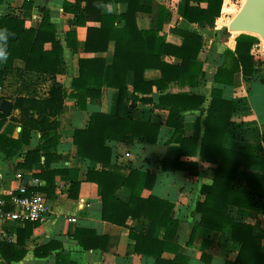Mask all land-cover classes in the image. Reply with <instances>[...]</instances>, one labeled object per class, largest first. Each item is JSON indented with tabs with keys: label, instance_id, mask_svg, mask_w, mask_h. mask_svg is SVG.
Here are the masks:
<instances>
[{
	"label": "crops",
	"instance_id": "crops-1",
	"mask_svg": "<svg viewBox=\"0 0 264 264\" xmlns=\"http://www.w3.org/2000/svg\"><path fill=\"white\" fill-rule=\"evenodd\" d=\"M249 1L225 0V15L215 18L212 24H207L187 21L183 0H146L151 5L152 12L138 14V29L148 31L161 25L160 35L167 44L174 47H181L183 44L178 30L201 35L204 43L198 60L203 63V72L196 88L172 82L162 93L154 86L148 97L152 101H141L144 96L138 93L139 100L135 105V76L133 72H129L120 113L131 120L159 124L161 130L155 144L149 143L144 136L135 137L130 144L107 140L106 145L112 151L108 166L80 157L74 137L76 131L89 127L93 113H117L119 90L107 85H90V90L100 92L101 95L89 98L87 109L77 107L76 100L68 95L73 90L79 59L101 58L105 61L101 81H106L107 67L114 63L116 42H109L105 52H87L85 45L88 28H99V18L106 14L118 16L120 19L116 26L123 29L126 22L122 17L128 10V4L117 3L115 0L102 5L92 0H4L0 4V16L19 17L26 30H37L48 19L56 29L57 41L63 47V63L56 74L41 71L38 64L34 69H24L25 64L21 60L15 63L17 68L8 70L0 87V112L4 113L1 110L2 101L8 100L12 103V110L7 115L19 119L21 111L14 109L19 97L48 98L55 84L67 93L64 108L57 117L55 132L28 129L25 133L22 123L11 119H8L1 130L0 134L4 137L0 142L1 195L8 198L10 191L25 184V176L28 174L30 180L27 186L45 195L50 213L42 223L25 222L3 226L12 231V239H5L0 234V264H61L62 260L58 258L60 256L70 260L67 264H158L156 258L138 253L136 241L131 237L132 232L149 235L151 221L148 218H130L125 226L103 220V190L96 182L87 180L89 172L103 170L121 177H127L134 170L154 177L151 188H146L141 197L157 198L172 204L171 219L175 221L171 228L174 241L169 242L174 246L171 247L172 252L162 254L163 258L172 260L176 256L174 252L179 250V254L189 257L188 264H234L237 261L241 245L232 240L230 233L206 227L195 229L201 217L197 207L206 200L202 189L213 183L216 166L201 163L198 156L182 155L180 143L174 140V129L167 126L170 107L161 105L160 97L166 93L190 92L206 98L199 110L186 113L183 136L189 138L194 135L199 121L203 127L211 105L212 91L220 88L223 90V98L233 102L236 107L225 146L238 150L246 144L261 143L264 147V37L259 32L238 30L236 22ZM66 3L80 5V14L67 10ZM190 4L196 5L195 0H190ZM201 6L206 8V4ZM71 32L76 34V41L72 42L77 45V52L68 46V34ZM242 33L260 40L252 48L257 77L237 72L233 77L230 76V80H233L230 85L218 84L214 77L220 69L231 67L232 59L226 52L236 50L237 38ZM46 46L50 48L51 44ZM163 60L170 64H181L179 58L172 56H165ZM3 68L0 63V70ZM162 78L159 69L149 68L145 71V80L148 82H156ZM52 137L54 139L50 153L42 150L37 155L35 151L47 145ZM38 156L39 160L34 162ZM164 160L197 162L200 172L198 175H191L183 170H163ZM48 172L55 175L49 179L40 177ZM18 174H22L24 178L19 179ZM132 194V190L123 186L117 191L116 197L128 203ZM255 195L262 210L257 212L232 208L231 212L235 213L239 222L255 227L261 236L264 252V194ZM79 230L83 231L80 234L85 243L89 245L92 242L94 248H86L75 239L73 235ZM87 233L94 234L90 243L86 238ZM164 233L162 231L160 238L162 241H169L164 238Z\"/></svg>",
	"mask_w": 264,
	"mask_h": 264
},
{
	"label": "trees",
	"instance_id": "trees-1",
	"mask_svg": "<svg viewBox=\"0 0 264 264\" xmlns=\"http://www.w3.org/2000/svg\"><path fill=\"white\" fill-rule=\"evenodd\" d=\"M3 1L0 0V4ZM92 1L99 5L112 2V0ZM115 1L128 4V10L122 17L126 22L125 27L117 28L116 22L120 19L118 16L101 15L99 18L101 26L88 28L85 45L87 52L102 53L107 50L109 42L112 40L116 42L114 63L107 67L106 81H101L105 61L101 58L79 59L73 90L68 95L76 100L77 107L87 109L88 99L101 95L100 92L90 90V85H107L119 90L117 113L115 115L93 113L89 127L76 131L74 137L80 157L100 162L104 166L110 165L112 158V151L106 145L107 140L130 144L135 137L144 136L149 143L155 144L160 134L161 125L131 120L120 113L129 72H133L135 76L133 105L139 100L138 93L144 96L141 101L151 102L152 99L148 97L153 92L154 86L162 93L168 89L172 82L196 88L203 72V63L198 60L204 43L201 35L187 30H178V34L183 38V44L181 47H174L167 44L164 37L160 35L161 25L148 31L138 29V14L152 12L151 5L146 0ZM224 1L195 0L196 5H191L190 0H183L185 19L191 23L212 24L215 18L225 15ZM202 4H206V8H202ZM65 7L70 12L80 14V5L66 3ZM234 12L237 11L234 10ZM238 30L245 29L239 25ZM72 40L76 41V34L71 32L68 34V46L77 52V45L73 44ZM259 41L258 37L242 33L237 38L236 50L226 52V55L232 59L231 67L220 69L215 75L214 81L218 84L230 85L233 82L230 80V76L233 77L237 72L256 78L252 48ZM48 44H51L50 48L46 46ZM0 53H3L5 57L0 59V63L4 67L0 70V87L3 84V76L8 70L17 68L15 67L17 61L24 62V69H34L38 64L41 71L53 74H56L59 66L63 63V47L57 41L56 29L48 19L37 30H26L19 17L0 16ZM165 56L179 58L181 64L167 63L163 60ZM149 68L159 69L163 78L156 82L146 81L145 71ZM66 97V91L56 84L52 87L48 98L19 97L14 109L21 111L20 118L17 119L0 112V133L8 119L22 123L25 133L28 129L55 132L57 117L64 108ZM205 101V97L190 92L166 93L160 97V104L170 107L167 126L174 129V140L180 143L182 155L198 156L201 163L207 162L216 166L213 183L202 189L206 200L197 207L201 217L196 223L195 229L206 227L214 231L230 233L232 240L241 245L240 254L234 264H264L260 234L254 226L239 222L235 213L231 212L232 208L257 212L262 210L258 206L255 194H264V147L261 143L246 144L238 150L225 146V138L232 125V114L236 107L233 102L223 98V90L220 88H214L212 91V101L203 127L199 121L196 124L194 135L189 138L184 137L186 113L199 110ZM3 139L4 137L0 134V142ZM53 139L54 137L35 153L40 154L42 150H45L47 154L50 153ZM38 160L39 156L34 162ZM163 162V170H183L191 175H198L200 172L197 162H181L179 160H164ZM54 175V173L48 172L40 177L49 179ZM87 180L96 182L103 190V220L120 226H125L130 218L138 219L141 216H145L151 221L149 235L131 233V237L136 241L138 253L156 258L158 264H188L189 257L179 254V250L174 252L176 256L172 260L162 257L164 252H172L171 247L174 245L169 242L174 241L171 228L175 221L171 219L172 204L157 198L143 199L141 197L146 188H151L154 177L136 170L127 177L103 170L102 172H89ZM123 186L133 192L128 203H124L116 197L117 191ZM162 231H165L164 238L169 241H162L160 238ZM81 232L83 233L79 230L73 235L75 239H78L86 248H94V244L90 243L94 234L87 233L86 238L90 243L87 245L80 234ZM58 258L62 260L61 264L70 262L67 257L60 256Z\"/></svg>",
	"mask_w": 264,
	"mask_h": 264
},
{
	"label": "built area",
	"instance_id": "built-area-1",
	"mask_svg": "<svg viewBox=\"0 0 264 264\" xmlns=\"http://www.w3.org/2000/svg\"><path fill=\"white\" fill-rule=\"evenodd\" d=\"M17 177L24 178L22 174ZM8 196L5 198L0 193V234L5 239H12V231L3 228L5 224L42 223L50 213V205L45 195L29 189L25 184L10 191Z\"/></svg>",
	"mask_w": 264,
	"mask_h": 264
},
{
	"label": "water",
	"instance_id": "water-1",
	"mask_svg": "<svg viewBox=\"0 0 264 264\" xmlns=\"http://www.w3.org/2000/svg\"><path fill=\"white\" fill-rule=\"evenodd\" d=\"M238 24L245 30L259 32L264 37V0H250L247 7L237 18ZM1 110L6 114H10L12 103L3 100ZM30 180V175L25 176V185Z\"/></svg>",
	"mask_w": 264,
	"mask_h": 264
},
{
	"label": "clouds",
	"instance_id": "clouds-1",
	"mask_svg": "<svg viewBox=\"0 0 264 264\" xmlns=\"http://www.w3.org/2000/svg\"><path fill=\"white\" fill-rule=\"evenodd\" d=\"M3 58H5V57L3 56V53H0V59H3Z\"/></svg>",
	"mask_w": 264,
	"mask_h": 264
}]
</instances>
